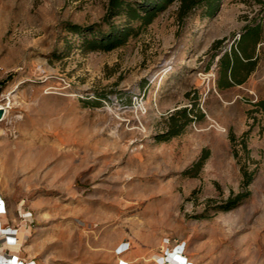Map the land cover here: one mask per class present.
I'll list each match as a JSON object with an SVG mask.
<instances>
[{
	"label": "rangeland",
	"instance_id": "1",
	"mask_svg": "<svg viewBox=\"0 0 264 264\" xmlns=\"http://www.w3.org/2000/svg\"><path fill=\"white\" fill-rule=\"evenodd\" d=\"M109 1L0 0V101L12 107L0 122V195L13 222L26 224L25 255L37 264H162L168 239L193 264H264V110L255 106L264 101V41L241 85L217 90L211 60L214 41L229 47L261 21V5L222 0L209 17L200 8L180 17L174 2L146 27L130 23L124 45L85 50L88 28L127 24ZM183 108L191 122L167 138Z\"/></svg>",
	"mask_w": 264,
	"mask_h": 264
},
{
	"label": "trees",
	"instance_id": "2",
	"mask_svg": "<svg viewBox=\"0 0 264 264\" xmlns=\"http://www.w3.org/2000/svg\"><path fill=\"white\" fill-rule=\"evenodd\" d=\"M253 1L261 5L260 20H264V0ZM174 2L178 3L180 17L198 8L202 9L205 17H209L215 12L222 0H140L134 3L128 0H110L108 7L110 15L125 19L127 24L121 29L112 28L106 34L101 33L98 29L88 28V33L81 34V46L88 51H110L120 47L134 34L135 29L130 23H138L139 26L146 27ZM261 21L247 23L229 47L223 46L224 39H218L212 44L211 60L216 59L215 87L217 90L223 91L243 84L255 70L258 60L257 49L260 43L264 41V27H262ZM69 29L73 32H79V27L76 25H70ZM255 106L264 110V101L255 103ZM189 112V109L183 108L169 117L165 132L167 138L177 136L191 122L192 118L189 117ZM206 157L205 153L194 164V167L197 169L202 167ZM249 184L250 179L246 178L244 185L247 187ZM245 196L246 194H240L234 200H229V203L233 204L228 206L226 210L233 207Z\"/></svg>",
	"mask_w": 264,
	"mask_h": 264
},
{
	"label": "built area",
	"instance_id": "3",
	"mask_svg": "<svg viewBox=\"0 0 264 264\" xmlns=\"http://www.w3.org/2000/svg\"><path fill=\"white\" fill-rule=\"evenodd\" d=\"M10 103V106H9ZM0 107H2L6 112L8 111L7 115L4 117V120L7 118L10 110H11V102H9L8 97H4L0 101ZM18 217L20 219V222H28L31 218L32 214L31 212L23 211L22 209H19ZM7 215V206L5 204V201L0 197V264H36L34 261L26 262L24 260H20L18 256L14 254H11L10 249L15 250L16 252H19V250L23 247L25 239L21 235H19V230L26 226H18V227H11L4 222L1 221V217ZM164 247L162 250V257H165V259L168 256H176V260L179 261L180 264H193L184 254V245L182 244H176L171 249L168 248L169 240L166 239L165 242H163ZM129 249V243L125 242L123 244L118 245L115 248V254L117 256L123 255L127 250ZM180 256L181 259H177ZM119 264H127L124 261H120ZM168 264V263H166Z\"/></svg>",
	"mask_w": 264,
	"mask_h": 264
},
{
	"label": "crops",
	"instance_id": "4",
	"mask_svg": "<svg viewBox=\"0 0 264 264\" xmlns=\"http://www.w3.org/2000/svg\"><path fill=\"white\" fill-rule=\"evenodd\" d=\"M0 197L5 201V204H6V206H7V215L1 217V221L4 222L5 224L11 226V227H18V224H17L16 222H13V221H14V217H12V215H11V205H10L9 200H8L5 196H2V195H0ZM8 220H9V221H12L13 224H8V223H7ZM22 229L25 230V227H22V228L19 230V235L21 234V235L25 238V232L23 233L24 230H22ZM21 235H20V236H21ZM121 244H123V243H121ZM117 246H118V245H116V247H117ZM10 251H11V254H14V253H15V255L18 256V257L20 258V260H24V261H26V262L33 261L32 258H29V257H27V256L25 255V252H26V251H25V247H24V246L19 250V252H16L15 250H12V249H10ZM131 255H132L131 253L127 252L123 257H124V258H129ZM175 257H176V256H175ZM177 257H178V256H177ZM34 262L36 263V261H34ZM192 263H193V262H192ZM36 264H37V263H36Z\"/></svg>",
	"mask_w": 264,
	"mask_h": 264
},
{
	"label": "bare ground",
	"instance_id": "5",
	"mask_svg": "<svg viewBox=\"0 0 264 264\" xmlns=\"http://www.w3.org/2000/svg\"><path fill=\"white\" fill-rule=\"evenodd\" d=\"M8 100H9V98H8ZM9 102H11L10 100H9ZM9 106H10V103H9ZM7 113H8V111L6 112L5 111V114H4V117L7 115ZM4 120V119H3ZM15 155V154H14ZM14 158V157H13ZM22 160V159H21ZM18 160L17 161V164H19L20 165V163L22 164V162L24 161V160ZM26 164H27V162H26ZM38 165V164H37ZM36 168H38V167H36ZM161 257V256H160ZM160 257H158V258H156V260L157 259H159ZM176 257H173V256H168L166 259H165V257H162V264H166V263H168V264H180L179 263V261L178 260H176L175 259ZM177 259H181V257L180 256H178V258ZM161 264V263H160Z\"/></svg>",
	"mask_w": 264,
	"mask_h": 264
},
{
	"label": "water",
	"instance_id": "6",
	"mask_svg": "<svg viewBox=\"0 0 264 264\" xmlns=\"http://www.w3.org/2000/svg\"><path fill=\"white\" fill-rule=\"evenodd\" d=\"M4 114H5V110H4L2 107H0V122L3 121V119H4Z\"/></svg>",
	"mask_w": 264,
	"mask_h": 264
}]
</instances>
